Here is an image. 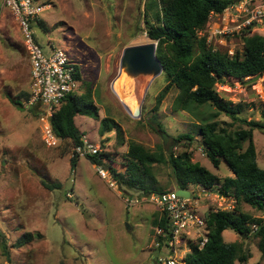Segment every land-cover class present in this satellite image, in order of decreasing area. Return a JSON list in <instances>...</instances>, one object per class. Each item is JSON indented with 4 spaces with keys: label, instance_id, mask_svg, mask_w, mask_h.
I'll return each mask as SVG.
<instances>
[{
    "label": "rangeland",
    "instance_id": "374dc122",
    "mask_svg": "<svg viewBox=\"0 0 264 264\" xmlns=\"http://www.w3.org/2000/svg\"><path fill=\"white\" fill-rule=\"evenodd\" d=\"M36 2L49 4L50 8L41 14L47 30L33 26L35 40L47 54L50 45L67 51L77 63L79 75L73 93L89 92V99L95 105L96 113L76 115L75 125L83 133V139L94 144L98 151L109 153L117 172L125 173V154L129 143L135 142L152 152L161 147L166 155L189 152L192 161L218 176V186L225 177L233 176L223 161L215 168L199 146L198 125L211 119L215 112L212 106H198L189 112L175 110L178 90L174 86L157 104V95L167 84L163 72L148 86L139 118L125 111L111 89L123 48L153 41L146 33L144 11L152 18L160 0ZM230 18L224 21L223 15L218 19L211 15L197 36H205L208 45L227 53L231 51L230 55L237 50L241 52L242 33L264 36V20L260 26L234 32L230 30L233 25ZM216 28L225 29V33L218 35ZM30 69L19 23L11 10L0 4V264H148L155 241L152 221L159 217L158 210L143 198L146 194L120 186L114 177L117 189L109 186L108 179L99 176L97 165L91 164L86 156H79L71 169L73 146L69 140H59L53 146L44 143L38 110L28 107L25 96L20 94L28 93ZM254 76L219 82L215 90L232 105L241 104L240 118L264 121V74L250 80ZM123 84L118 83L121 90ZM9 97L19 99L23 109H17ZM138 97L141 99V93ZM129 98L135 103V93ZM106 116L120 126V138L115 129L100 134V122ZM216 120L227 130L246 128L243 122L232 120L224 113ZM183 133L192 134L196 140L188 146L184 139L173 140ZM253 142L257 164L264 169V130H253ZM151 172L162 191L175 187L167 163L153 164ZM43 181L59 186L50 190ZM124 192L143 199L138 205L127 207L122 198ZM227 198L218 201L221 209L231 211L235 206L264 219L263 211ZM208 209L219 206L216 202ZM26 231L41 236L22 247H12ZM2 239L7 253L2 248ZM233 239L241 245V253L248 255L245 262L236 261V264H264L252 229L248 236L236 233ZM160 251L167 253L163 247Z\"/></svg>",
    "mask_w": 264,
    "mask_h": 264
},
{
    "label": "trees",
    "instance_id": "16d2710c",
    "mask_svg": "<svg viewBox=\"0 0 264 264\" xmlns=\"http://www.w3.org/2000/svg\"><path fill=\"white\" fill-rule=\"evenodd\" d=\"M233 1L237 0H160L152 18L147 17L144 11L146 33L151 40L156 41V57L162 64L167 81L158 93L156 103L159 104L170 87L174 86L178 90L173 105L175 110L189 112L198 106H212L215 112L211 119L198 125L197 132L201 138L199 146L215 168L223 161L233 176L225 177L218 186V176L199 162L192 161L189 152L177 155L170 152L166 155L161 147L152 152L135 142L129 143L125 154V173L117 172L112 167L113 160L107 152L98 151L86 156L91 164L105 167L120 186L144 194L160 193L162 189L157 187L151 167L156 163H167L174 176L173 188H188L190 185L216 188L224 197H231L236 203L243 202L264 212V169L257 164L253 142V130H264V121H246L240 118L238 114L241 104L232 105L215 90V85L221 81H241L258 73L264 74V36L242 33V50H237L234 55L214 49L207 44L205 36H197V31L207 25L211 12L219 13ZM37 25L47 30L43 20ZM20 94L28 99L27 92ZM89 96V92L68 94L50 118L53 133L61 141L69 140L73 147L83 142V133L75 125L74 117L78 114L96 113ZM9 98L17 109H23L19 99ZM33 108L34 106L31 109ZM35 110L37 111L36 107ZM220 113L243 122L246 128L231 131L220 126L216 120ZM112 129L116 130V135L120 138L118 123L110 117H104L100 122V134ZM179 139H184L187 146L196 140L190 133L180 134L173 140L179 142ZM78 158L76 154L70 158L71 169L75 168ZM42 183L50 190L59 186L52 182ZM206 221L207 241L201 248L191 244L190 252L182 259L184 264L245 262L248 255L241 253V245L236 241H225L222 232L231 230L246 237L250 234L252 224L257 225L254 232L256 246L264 257V219L242 212L234 206L231 211L208 212ZM152 223L162 225L163 221L155 216ZM40 236L38 232L26 231L11 246L22 247L33 241L34 237ZM2 248L7 253V245L3 239Z\"/></svg>",
    "mask_w": 264,
    "mask_h": 264
},
{
    "label": "built area",
    "instance_id": "2783aa9c",
    "mask_svg": "<svg viewBox=\"0 0 264 264\" xmlns=\"http://www.w3.org/2000/svg\"><path fill=\"white\" fill-rule=\"evenodd\" d=\"M2 6L7 7L16 17L22 30L23 40L31 66L29 73L28 107H36L38 118L42 124V138L46 145L53 146L60 140L52 131L50 118L58 109L66 96L73 93L77 86V63L63 48L50 45L49 54L45 53L35 40L34 25L42 20L41 14L50 8L49 4H39L36 0H0ZM217 19L223 15L225 21L231 17V31L240 32L251 26H260L264 20V0H238L228 3L221 12H211ZM208 18V19H209ZM219 34L225 29H217ZM228 54H233L231 51ZM98 148L83 139L82 144L73 147V154L79 156L94 155ZM72 154V155H73ZM96 170L102 179H108L109 186L117 189L116 182L109 171L97 165ZM176 188L163 190L160 193H148L143 198L148 199L158 210L162 225H155L154 247L148 264H184L180 261L191 250V244L201 248L207 241L206 215L211 211L221 209L219 200L228 199L216 189L193 186L189 190V197L179 196ZM133 193H122L127 207L138 205L143 198ZM234 201V199H232ZM217 202L219 209H208L210 204ZM202 210V211H201ZM256 231L257 225H251ZM167 253L162 254L160 248ZM156 251V252H155ZM181 254V256H180Z\"/></svg>",
    "mask_w": 264,
    "mask_h": 264
},
{
    "label": "water",
    "instance_id": "95a60500",
    "mask_svg": "<svg viewBox=\"0 0 264 264\" xmlns=\"http://www.w3.org/2000/svg\"><path fill=\"white\" fill-rule=\"evenodd\" d=\"M156 42L151 41L143 44L129 45L123 48L120 59L118 72L111 82V89L114 91V84L118 80L129 79L135 87L136 101L132 107L121 102L125 111L133 118H139L141 114V104L146 90L150 83L163 72L162 64L156 57ZM261 74L258 73L250 80L257 79ZM223 83V81H221ZM115 93V91H114ZM141 93V99H138ZM175 192L179 196L189 197L190 192L184 188H176ZM156 252V251H155Z\"/></svg>",
    "mask_w": 264,
    "mask_h": 264
},
{
    "label": "bare ground",
    "instance_id": "6f19581e",
    "mask_svg": "<svg viewBox=\"0 0 264 264\" xmlns=\"http://www.w3.org/2000/svg\"><path fill=\"white\" fill-rule=\"evenodd\" d=\"M119 81L124 82V87L123 90L125 93L128 94L129 97L133 96V91L135 89V87L133 85H131V81L129 79H123L121 78V80H118L115 84H114V91L115 94L117 95V98L119 101H122L124 103H126L129 107H132V105H134V100H132V103L130 101V98L128 96H126V94L123 92V90L120 89V87L118 86Z\"/></svg>",
    "mask_w": 264,
    "mask_h": 264
},
{
    "label": "crops",
    "instance_id": "0c3cea01",
    "mask_svg": "<svg viewBox=\"0 0 264 264\" xmlns=\"http://www.w3.org/2000/svg\"><path fill=\"white\" fill-rule=\"evenodd\" d=\"M231 231V230H230ZM233 233H230L228 230H224L223 232H222V236H223V239L225 240V238H226V236H227V238H228V240H225V241H227V242H233L234 241V237H235V232L234 231H232Z\"/></svg>",
    "mask_w": 264,
    "mask_h": 264
}]
</instances>
